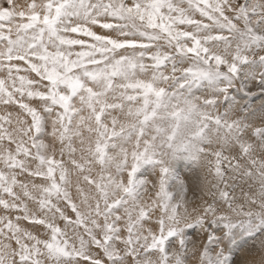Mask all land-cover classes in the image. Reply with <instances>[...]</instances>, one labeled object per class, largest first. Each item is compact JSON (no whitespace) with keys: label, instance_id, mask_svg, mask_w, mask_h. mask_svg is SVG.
<instances>
[{"label":"snow or ice","instance_id":"obj_1","mask_svg":"<svg viewBox=\"0 0 264 264\" xmlns=\"http://www.w3.org/2000/svg\"><path fill=\"white\" fill-rule=\"evenodd\" d=\"M0 264H264V0H0Z\"/></svg>","mask_w":264,"mask_h":264},{"label":"rangeland","instance_id":"obj_2","mask_svg":"<svg viewBox=\"0 0 264 264\" xmlns=\"http://www.w3.org/2000/svg\"><path fill=\"white\" fill-rule=\"evenodd\" d=\"M180 172H181L182 175H186L187 174V170L184 169L182 166L180 168Z\"/></svg>","mask_w":264,"mask_h":264}]
</instances>
